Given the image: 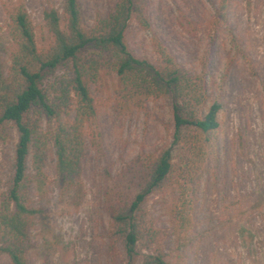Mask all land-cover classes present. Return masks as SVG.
Wrapping results in <instances>:
<instances>
[{
	"label": "rangeland",
	"instance_id": "rangeland-1",
	"mask_svg": "<svg viewBox=\"0 0 264 264\" xmlns=\"http://www.w3.org/2000/svg\"><path fill=\"white\" fill-rule=\"evenodd\" d=\"M78 2L81 23L90 27L106 15L112 0ZM19 4L33 24L39 48L51 39L43 13L55 9L64 19V0H0L3 73L11 50L8 11ZM143 8L150 30L130 24L125 36L131 53L153 61L149 45L154 37L178 61L194 64L220 98L223 122L189 186L191 230L177 236L172 228L169 209L177 191L156 192L147 198L142 205L144 228L158 235L166 260L173 264H264V0H231L224 10L219 0H144ZM115 79L112 73H102L89 83L96 109L93 131L100 134L101 149L86 147L81 204L74 205L70 196L60 192L50 147L40 176L29 184L31 206L41 212L29 230L27 264H124L111 220V193L126 191L120 176L133 170L136 160L166 148L172 128L167 100L122 113ZM31 119L38 121L42 132L48 131L49 121L39 112L33 111ZM39 138L45 140V136ZM16 141V132L10 130L0 142V195L10 178ZM32 158L27 164L31 177L37 176ZM129 190L131 195L136 192ZM156 248L150 246L151 251ZM178 255L183 259L176 260ZM0 264H10L7 256L0 254Z\"/></svg>",
	"mask_w": 264,
	"mask_h": 264
},
{
	"label": "trees",
	"instance_id": "trees-1",
	"mask_svg": "<svg viewBox=\"0 0 264 264\" xmlns=\"http://www.w3.org/2000/svg\"><path fill=\"white\" fill-rule=\"evenodd\" d=\"M143 1L112 0L103 18L84 27L78 0H64L63 25L57 10L43 13L51 37L44 48L37 45L25 7L19 4L8 11L11 50L6 73L0 70V142L10 130L16 132L17 141L10 178L0 195V254L10 264H27L29 230L41 212L31 206L28 187L40 176L49 147L60 192L76 206L83 201L81 167L86 147L101 149L100 134L93 131L96 109L89 83L102 73L114 74L122 113L145 110L161 100H167L171 108L170 144L157 155L136 160L134 169L119 178L126 191L112 192L109 199L124 264H173L166 260L158 235L144 228L142 205L153 193L177 191L174 208L169 209L172 228L177 236L191 230L189 186L198 176L212 136L222 127V103L194 64L178 61L154 37L149 45L153 61L131 53L125 36L130 24L150 30ZM230 1L219 0V4L224 10ZM33 111L46 117L48 131L42 132L38 121L31 119ZM44 136L41 142L39 137ZM29 157L37 176L28 173ZM129 188L136 192L131 195ZM152 245L157 247L153 251Z\"/></svg>",
	"mask_w": 264,
	"mask_h": 264
}]
</instances>
